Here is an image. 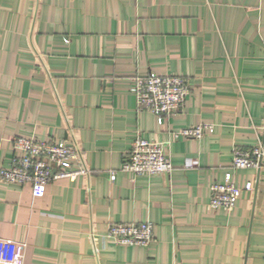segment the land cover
I'll return each mask as SVG.
<instances>
[{
    "label": "crops",
    "instance_id": "obj_1",
    "mask_svg": "<svg viewBox=\"0 0 264 264\" xmlns=\"http://www.w3.org/2000/svg\"><path fill=\"white\" fill-rule=\"evenodd\" d=\"M149 72L190 82L163 124L132 90ZM199 123L214 128L175 138ZM263 123L264 0H0V167L26 136L69 140L91 170L43 194L0 180V238L27 244L25 264H264V157L232 170L233 210L209 207ZM138 134L166 144L170 173L120 170ZM141 221L147 246L106 237L109 222Z\"/></svg>",
    "mask_w": 264,
    "mask_h": 264
},
{
    "label": "built area",
    "instance_id": "obj_2",
    "mask_svg": "<svg viewBox=\"0 0 264 264\" xmlns=\"http://www.w3.org/2000/svg\"><path fill=\"white\" fill-rule=\"evenodd\" d=\"M189 80L179 74L149 72L133 77L132 90L140 108L153 112L159 124L178 113L185 105L186 97L191 91ZM213 124L199 123L174 132L175 138H202L213 130ZM260 140L257 146L249 149H234L230 171L223 181L212 185L209 207L212 210L231 211L242 193V188L234 180L232 170L241 168H259L264 157V123L260 127ZM14 154L9 167H0V180L8 183L31 184L35 194H43L51 180L68 178L75 181L80 175L91 172L85 164L78 148L69 142L51 139L39 141L26 136L13 138ZM198 160L187 159L186 167L198 165ZM75 164L77 167L75 168ZM173 164L166 144L138 134L132 143L127 160L120 170L137 176L141 174H168ZM111 171L115 179L116 172ZM253 182L245 186L247 191L253 189ZM107 238L119 245H149L155 238L154 224L141 222H109ZM93 235V240L96 241ZM25 242L0 238V264H25Z\"/></svg>",
    "mask_w": 264,
    "mask_h": 264
}]
</instances>
